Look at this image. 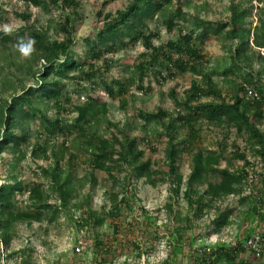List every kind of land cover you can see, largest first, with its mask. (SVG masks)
<instances>
[{
  "label": "trees",
  "instance_id": "1",
  "mask_svg": "<svg viewBox=\"0 0 264 264\" xmlns=\"http://www.w3.org/2000/svg\"><path fill=\"white\" fill-rule=\"evenodd\" d=\"M243 1L232 2L228 19L212 22L184 9L193 7L197 14L201 12L204 5L198 6L194 0H129L115 13L103 14V10H99L97 15H104L103 23L96 27L92 35L82 39V47L78 50L74 29L80 16L81 0H23L28 6L39 7L46 13L55 8L70 14L63 15L64 20L57 22L59 32L63 33L61 39L53 38L47 31L27 23L17 34L20 38L33 39L35 55L30 54L25 64L16 65V59L9 54L6 56L7 68L0 65L5 71L0 73V157L6 153H18L14 159L0 160L7 174L5 182L0 184V237L8 246L6 250L15 238L20 222L52 223L62 213H67L70 205L81 211L77 221L79 226H88L96 232L103 229L109 217L117 220L125 209L133 211L128 181L120 182L121 187L109 193L112 202L109 212L102 213L94 208L96 171L112 173L113 177L114 173L127 172L131 179H145L154 187L159 181L168 182L173 195L179 197L182 193L186 198L188 207L184 213L175 214L173 203L168 206L170 214L176 217L168 237L171 252L178 255L189 246L193 264H249V250L245 243L259 231L264 238V195L260 189L253 196L244 194L241 197V203L248 202V207L241 212L242 218L239 216L242 223L248 220L256 222L260 230L246 229L235 236L236 240L232 243L220 240L210 246L197 245V249H194L197 239L187 238L192 219H200L207 209L228 197L227 181L244 192V187L252 182L249 181L250 170L254 169V178L261 176L264 180V130L261 128L264 123V14L258 17V13H253L258 6L253 0ZM108 3L109 0H105L104 5ZM16 15L26 22L31 18L25 12H16ZM253 15L259 20L255 26L249 20ZM6 20L0 8V23ZM159 23L170 32L177 28V34L165 42L161 41L159 30L153 28ZM212 34L221 38L229 59L223 68L209 66L211 59L203 49ZM155 40L160 42L156 44ZM11 42L15 43L12 33L0 31L1 47L9 48L7 44ZM139 44L144 51L137 57L138 61L133 62L134 69H130V75L108 81L105 74L120 60L115 55ZM255 61L257 66H254ZM10 67L20 71L26 67L32 82L24 84L19 77L11 76ZM152 72L158 83L186 73H191L193 79L181 97L176 90H171L174 112L163 107L152 112L140 110L138 115L144 122L142 128L145 135H131L135 124L111 121L108 118V103L90 91H97L102 86L107 96L120 98L124 107L125 97L131 88L144 92V78ZM218 76H222L230 89L227 93L221 82L216 80ZM71 82L76 85L73 90L69 88ZM73 93H87L88 96L86 101L75 104ZM81 97L85 99L84 95ZM70 106L77 114L68 122L61 114L67 112ZM50 108H55L56 113L50 114ZM153 122L160 125L161 130L149 127ZM35 123L38 127L33 130ZM101 123L107 125L110 137L99 134ZM204 123L249 134V139L254 141L252 155L258 160L251 161L247 152L238 147L234 155H229L221 142L216 149L197 147ZM33 132L37 142L33 144L32 155L52 159L51 166H40L33 172L37 177L43 175L50 179L47 187L43 182L21 178L20 160L24 155L21 149L23 145H32L30 139ZM156 133L167 138L166 170L154 168L153 160L146 157L143 147L152 141ZM73 135L75 138L70 143L68 138ZM46 136L61 137L63 140L57 146V143L45 141ZM73 147L77 152L72 151ZM150 148L156 149L152 145ZM79 152L87 156L89 166L83 180L91 183L86 196L75 191L71 184V167ZM185 152L191 154V171L187 179L178 164ZM63 159H66V166L61 164ZM235 159L243 160L240 168H234ZM19 195L22 198H18ZM133 196L136 197L135 194ZM192 211L193 218L190 216ZM143 212L148 216L146 210L143 209ZM231 215L232 209H222L211 222L215 228L210 235H220L224 227H231L235 223L234 218L230 219ZM112 223L117 233L121 226L114 221ZM82 244L83 241H79L77 247L80 250L76 247L77 252H81ZM95 245L102 251L110 248L99 239ZM207 247L211 248L209 252ZM256 259L264 261V257ZM24 264L27 261L24 260ZM161 264L180 263L177 257L170 256Z\"/></svg>",
  "mask_w": 264,
  "mask_h": 264
},
{
  "label": "rangeland",
  "instance_id": "2",
  "mask_svg": "<svg viewBox=\"0 0 264 264\" xmlns=\"http://www.w3.org/2000/svg\"><path fill=\"white\" fill-rule=\"evenodd\" d=\"M82 6L80 8V16L75 21V35L77 37L76 49L80 50L82 47V39L85 36L93 34L96 27L103 23V16L99 17L97 12L103 10V14L106 12H113L119 8H123L129 0H109V3L104 5L105 0H81ZM243 0H194L198 6L204 5L201 8V12L197 14L193 7H185L184 9L190 12H194L197 16L203 17L209 21L215 22L216 20H226L230 16L229 7L232 2ZM244 2V1H243ZM253 3L258 5L254 8L253 13L256 15L264 14V0H253ZM0 8L4 11V15L7 20L5 23H0V31H4V27L9 28L8 32L12 33L15 38V43H8L9 48H3L0 46V65L7 68L8 62L6 56L16 59L17 64H25L27 57L35 55L36 49L32 44L29 55L24 56L18 50L20 43H27L30 39L28 37H18V31L26 27V24L35 25L39 30L47 31L49 36L53 38H63V33L59 32L58 21L64 20L65 14H70L68 11L54 10L51 13H46L39 7L28 6L23 0H0ZM16 12H25L31 15L29 22H26ZM255 15L249 17V20L253 22V26L259 23V20ZM63 16V17H62ZM188 25V24H187ZM192 28L191 25H188ZM155 30H159L161 35V41H166L177 34V28L174 31H168L167 27L161 23L153 25ZM211 40L207 45L203 47L207 56L211 59L209 66H219L223 68L228 64L229 59L222 47L221 38L217 35H210ZM156 44L160 40L154 41ZM144 51V47L139 44L135 48L126 49L120 51L115 55L120 60L116 63L110 72L105 74L108 81L115 78H124L130 75V69H134L133 62H137V57ZM255 61L254 66H257ZM259 66V65H258ZM11 76H17L23 81L24 84L32 82L31 77H28L27 68L23 67L22 71L9 68ZM0 73L4 74L0 67ZM157 77L154 72L144 78L145 91L141 92L139 89L131 88L129 93L125 97L124 107L120 98H111L104 92V88L100 86L97 91H90L95 94L101 101L108 103V118L121 124L129 121L130 124H135L131 128V135L143 137L145 131L142 128L144 124L139 118V111L152 112L163 107L170 112L175 111V104L173 98L170 96L172 89L178 92L181 97L185 91L190 87L193 79L191 73L184 75H177L164 83H158ZM216 80L221 82V86L225 93L230 91L227 84L222 80V76L216 77ZM89 86V85H88ZM70 89H75V83H70ZM81 95L85 96L83 100ZM87 93H81L80 95L73 93V103L77 104L84 102L87 99ZM74 105V104H73ZM67 112H62L61 117L70 122L75 116L76 112L74 107L70 106ZM50 114H55V108H50ZM105 123H101L99 126V134L110 137L111 132L106 128ZM38 127V123L33 124V130ZM149 127H156L161 130L160 125H156L155 122L151 123ZM261 128L264 130V123L261 124ZM112 131L114 128L111 129ZM75 136L68 138L69 142L74 139ZM61 137L49 138L45 137V141L49 144L57 143L59 146L62 143ZM165 136H159L157 133L153 135L152 141L143 145L146 157L153 160V167L159 169H167L165 163V148H166ZM35 142L37 138L34 135L31 136L30 147L23 145L21 150H24V155L20 160V168H22L21 178L23 180L43 182L45 186H49L50 179L41 175L37 177L33 174L34 170L43 166L47 168L52 164V159L47 160L45 158H38L32 155ZM221 142L226 146L227 154L234 155L236 147L240 150L247 152L249 159L253 162L258 158L252 155L253 140L249 139V134L238 133L235 129H224L219 126L210 125L207 123L202 125L201 139L196 143L197 147L216 149L218 143ZM155 147L152 150L150 146ZM73 152H77L76 148H72ZM77 154V153H76ZM18 156L12 153H6L1 155L0 160L14 159ZM78 157L73 160L71 167L72 181L71 184L75 191L80 192L83 196L90 191V184L85 183L84 176L89 170L87 164V156L83 153H78ZM67 159V158H66ZM66 159L61 161L63 166H66ZM180 172L187 179L191 171V154L185 152L181 155L178 162ZM234 168H240L243 164V160L233 161ZM225 162H222V166ZM107 173L104 171H96L97 182L96 187L93 190L94 195V208L102 213L109 212L111 210L112 202L109 200V193L112 190H118L120 182L124 183L128 181L129 196L134 204L133 211H123V215L116 218L109 217L103 229L98 232L91 228L79 226L77 221L81 215V211H77L71 208L67 213H62L57 221L52 223L26 221L20 222L17 225L16 236L13 239L8 250V246L2 241L0 237V264H24V260L27 264H146L147 262L153 264H161L166 261L168 257L176 258L180 264H193L194 259L192 253L187 246L178 255L174 254L169 244L168 237L171 236V232L174 227V215L176 213H184L187 210L188 202L181 193L179 197L173 195L168 182H158L154 187L146 182L145 179H131L127 172ZM7 174L5 168L0 163V184H3L6 180ZM212 180H217L216 177H211ZM117 185L114 187V184ZM228 197L222 201L215 203L216 206L207 209L205 214L200 219L193 218V211L190 213L192 216V228L187 232V238H196L197 245H211L212 242L232 243L235 236L240 234L243 230L250 229L253 231L260 230L257 228L256 222L248 220L242 223V211L247 210L248 202L241 203V197L251 195L253 193L260 192L264 195V180L261 176L252 181L244 187V192L239 191L236 185H231L229 181L226 182ZM135 194L136 197L133 196ZM18 198H22L21 195ZM26 199V197H24ZM76 202V201H74ZM169 203H173L174 213L169 212ZM225 208L232 209L231 220L234 218L235 223L231 227H224L220 235H210L214 230V225H211L212 221L218 216L220 211ZM146 210L148 216L143 212ZM172 216V217H171ZM241 216V218L239 217ZM257 219V217H255ZM117 223L121 227L119 231L115 233L114 225L112 222ZM118 221V222H117ZM242 223V225H241ZM131 224V225H130ZM97 239L103 240L110 246L108 251H102L97 247ZM189 241V239H187ZM79 241H83L81 252H77L76 247ZM24 250V251H22ZM22 251V252H21ZM141 254V255H140ZM249 264H264V261H258L252 253L248 252Z\"/></svg>",
  "mask_w": 264,
  "mask_h": 264
},
{
  "label": "built area",
  "instance_id": "3",
  "mask_svg": "<svg viewBox=\"0 0 264 264\" xmlns=\"http://www.w3.org/2000/svg\"><path fill=\"white\" fill-rule=\"evenodd\" d=\"M254 170V169H253ZM253 170H250V176L249 181H253L255 174L253 173ZM245 247L248 248V252L253 253L255 257H264V238L262 231L256 232L251 238L248 239V241L245 243ZM197 249L198 246H195L194 249ZM77 250H80L79 247H77ZM206 250L209 252L211 250L210 247H207Z\"/></svg>",
  "mask_w": 264,
  "mask_h": 264
},
{
  "label": "clouds",
  "instance_id": "4",
  "mask_svg": "<svg viewBox=\"0 0 264 264\" xmlns=\"http://www.w3.org/2000/svg\"><path fill=\"white\" fill-rule=\"evenodd\" d=\"M9 28L7 26L4 27V31H8ZM34 43V41L29 40L27 43H20L18 45V50L21 52L22 55L27 56L29 55L31 48H32V44Z\"/></svg>",
  "mask_w": 264,
  "mask_h": 264
}]
</instances>
